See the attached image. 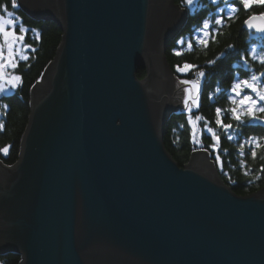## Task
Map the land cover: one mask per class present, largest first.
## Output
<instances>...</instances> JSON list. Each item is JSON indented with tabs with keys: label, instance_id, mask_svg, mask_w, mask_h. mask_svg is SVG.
<instances>
[{
	"label": "water",
	"instance_id": "95a60500",
	"mask_svg": "<svg viewBox=\"0 0 264 264\" xmlns=\"http://www.w3.org/2000/svg\"><path fill=\"white\" fill-rule=\"evenodd\" d=\"M17 3L62 34L31 85L18 159L0 160V255L18 264H264V186L237 194L208 150L180 166L163 143L165 119L191 88L163 54L186 9L172 0Z\"/></svg>",
	"mask_w": 264,
	"mask_h": 264
},
{
	"label": "trees",
	"instance_id": "16d2710c",
	"mask_svg": "<svg viewBox=\"0 0 264 264\" xmlns=\"http://www.w3.org/2000/svg\"><path fill=\"white\" fill-rule=\"evenodd\" d=\"M179 2L182 3V0ZM0 4L8 6V10L14 13L13 19L17 16L21 18L20 21H17V32L21 23L29 29L23 44L29 45L30 48L25 50L23 47L22 49L24 55H28L29 59L24 61L18 58L19 66L14 69L16 75L21 76V81L17 82V87L12 92L0 96V160L4 164L11 165L18 158L21 138L28 122L30 86L40 78L44 67L53 58L60 42L61 30L53 21H36L18 7L12 9L11 0H0ZM232 4H235L237 10L229 15L225 0H216L215 3L213 0H197L196 5L193 6V11L189 13L184 29L186 31L192 29L190 32L200 31L202 34L199 33L200 35L197 37L207 40V45L200 44L196 37H189V42L193 45L191 49L183 46L184 43L177 46L175 40H172L167 48L166 57L179 80L193 78L202 80L198 107L192 112H196L201 117V123H206L219 137L220 146L217 152L221 161L224 162L223 167L229 171L230 179L228 180L234 181V183L228 182L221 175L222 180L235 193L247 195L264 186V171H262L264 149L258 148L255 158L246 152L248 154L246 168L238 167L236 165L239 153L238 145L236 142L227 139L229 132L226 134L222 128L216 125V109H222L221 119L223 123L237 125L236 121L231 119L230 110L234 105L229 97L233 95L229 90L231 85L228 86L227 81L234 79L236 67L232 68V65L239 62V51L249 46L246 41L248 34L243 28L242 22L249 15L264 13V4H253L248 10L243 8L239 0H228V5L231 6ZM185 7L187 8V6ZM221 9H224L223 12ZM0 12L3 13L2 10ZM218 17L223 19V23L220 25L215 24V19ZM205 20L210 24V28L207 30L208 35H204L202 32V24ZM31 29H35L36 32H32ZM37 34L39 39H37ZM229 45L232 47L229 48ZM177 51L181 55H176ZM244 54L247 58L251 57L247 53ZM233 60L234 62H232ZM209 61H215V63L209 64ZM185 63L195 67L185 73L177 72L176 66L182 67ZM200 70L206 73L203 78L198 75ZM238 70L241 74L247 75V72L242 71V69ZM144 73V69L137 70L139 78L143 77ZM4 104L8 105L7 109L3 107ZM185 112H175L173 118L166 125L163 137L166 150L179 165H183L188 160L191 151L196 148L204 149L208 141L212 142V137L210 140L205 129L202 132L195 131V140L193 139L192 128L189 127ZM243 129L249 132H261V127L257 125H245ZM19 259L18 255L8 253L0 256V264H18Z\"/></svg>",
	"mask_w": 264,
	"mask_h": 264
},
{
	"label": "snow or ice",
	"instance_id": "6c2138e0",
	"mask_svg": "<svg viewBox=\"0 0 264 264\" xmlns=\"http://www.w3.org/2000/svg\"><path fill=\"white\" fill-rule=\"evenodd\" d=\"M216 0H213V3H215ZM182 3L186 5L189 9L193 8L194 5H196L197 0H182ZM239 3L243 5V8L245 10H248L253 4H264V0H239ZM225 4L228 7L229 15L231 13L235 12L236 6L235 4H232L231 6L228 5V0H225ZM11 7L12 9H16L19 7L17 0H11ZM0 10L3 11L4 14L0 15V38H2L3 43L0 44V94H4L8 91L9 87L11 89H16L17 82L21 81V76L19 75H11L10 77L6 78L5 69L12 68L16 69L18 68L19 64L15 59V56L17 53L14 52V45H16L18 42L23 44L25 37L29 31L26 27L23 26V24H19V31L17 32V21H20V17H15L13 19L14 13L12 11L8 10V6L6 4H0ZM224 9H221V12H223ZM261 20L264 21V13L260 14H254L248 19L244 21V24L249 28L255 30L257 32H264V25L260 24H253V21L255 20ZM223 23L222 18H216L215 24L220 25ZM210 28V24L207 20L203 22V32L204 35H208L207 30ZM32 32H36L35 29H31ZM37 39H39V35L37 34ZM197 41L200 44L207 45L208 41L205 39H202L201 37H196ZM178 43H183V41H178ZM4 46H7L8 54L5 55L4 53ZM25 50H28L30 48L29 45L24 44L23 45ZM188 47L191 49L193 47L192 43L189 42ZM229 48L232 47V45L228 46ZM34 51V49H32ZM264 52V50H261ZM250 54L252 56V59L256 60L259 59V62L261 64H264V55H257V49L253 47L250 51ZM176 55H181L179 51L176 52ZM20 59L27 61L29 59L28 55H20ZM219 59V58H218ZM241 59H244V57H241ZM209 64L215 63V61H209ZM247 63V60L245 59V64ZM194 65H190L188 63H185L182 67L180 65L176 66V71L185 73L192 68H194ZM200 78H203L206 73L203 70H200L198 73ZM264 76V73H261V76H257L255 74L251 75L249 79H243L238 80L232 83L231 85V93L233 96L229 97L231 100V103L234 105V107L231 108V119L236 121L238 124H243L245 122V118L251 121H258L261 125H264V115H260L261 113H264V86H262L261 77ZM181 84L184 85H191V88L186 87L184 89V92L186 93L184 97V107L188 110L189 113L192 111V107L189 104V101L192 102V105L197 104V97L199 94V84L200 80H181ZM245 89H248V93H245L244 95H241ZM254 94V95H253ZM235 97H240V99H235ZM211 98V97H209ZM3 107L7 109L8 105L4 104ZM222 115V109L217 108L216 109V125L219 128H222L225 132H228L229 129H231L233 126L232 124H225L223 123V120L221 119ZM196 121H200L201 117L196 116ZM189 123L192 124L191 116L189 117ZM195 128V125H193V129ZM208 133H211L213 144L209 145V147H212L214 150L216 148V142L219 140V137L216 135V132L211 128H206ZM193 139L195 140V131L193 130ZM234 137L229 134L227 136L228 140H232ZM250 146L255 143L256 147H260V145L253 140V138L249 137L246 141ZM241 148H243V145H241ZM6 151V149H5ZM251 155L253 158L257 156V152L255 151V148H252ZM217 163H221L219 153L216 155ZM262 171H264V166H262Z\"/></svg>",
	"mask_w": 264,
	"mask_h": 264
},
{
	"label": "rangeland",
	"instance_id": "374dc122",
	"mask_svg": "<svg viewBox=\"0 0 264 264\" xmlns=\"http://www.w3.org/2000/svg\"><path fill=\"white\" fill-rule=\"evenodd\" d=\"M186 5H184L183 6V4H182V7L183 8H185V9H187V11H189V13L190 12H192L193 11V8H191V9H189L188 7L186 8L185 7ZM3 13H1L0 12V15H2ZM248 18V17H247ZM246 18V19H247ZM245 19V20H246ZM185 20H187L186 18H185ZM184 20V21H185ZM244 20V21H245ZM244 21L242 22V26H243V28H245L246 29V31H248L251 35H255V33H258L257 35H256V38L258 39L257 41H252L251 42V44H250V46H252V47H255L256 49H257V55L259 56V55H264V52H262L261 50H264V35H261L262 34V32H257L255 29H249L245 24H244ZM187 22V21H186ZM185 26H186V23L184 22V26H183V28H182V30L185 28ZM60 29V28H59ZM61 30V29H60ZM186 31V30H185ZM185 31H183V32H185ZM183 32H180L177 36H175L172 40H175L177 43H175L177 46H179V45H181V44H179L178 43V41H180V39L179 40H177V38L183 33ZM203 32V31H202ZM204 33V32H203ZM61 34H62V30H61ZM60 40H61V37H60ZM171 40V41H172ZM3 43V41H2V38H0V44H2ZM60 43V42H59ZM23 45L24 44H21V43H17L16 45H14V52L15 53H17L16 54V56H15V59H16V61L18 60V58H20V55H24V52H23ZM59 45V44H58ZM170 45V44H169ZM58 47V46H57ZM57 47H56V49H57ZM167 48L168 47H166L164 50H163V54H164V58L166 59V62L168 63V66H169V68H170V64H169V61H168V59H167V57H166V51H167ZM56 51V50H55ZM240 53H239V58H238V63L237 64H234V65H232V68H234V66L236 67V71L234 70V75H233V78L234 79H232V80H230V81H227V84L229 83V85L228 86H230V85H232V83H234L235 81H238V80H243V79H245V77H248L247 79H249L250 78V76H251V74H250V67H255V68H258V69H260L261 67H262V69H263V73H264V64H261L260 62H259V59H256V60H254V59H252V57H250V58H247L246 56H245V54H244V50H240L239 51ZM4 53H5V55H7L8 54V49H7V46H4ZM54 55H55V53H54ZM54 57V56H53ZM237 57V55L235 56V58ZM241 57H244V59H241ZM53 59V58H52ZM51 59V60H52ZM245 59L247 60V63L245 64ZM50 60V61H51ZM258 60V61H257ZM49 61V62H50ZM48 62V63H49ZM232 62H234V60L232 61ZM229 68H231V67H229ZM238 69H242V71H245V72H247V75H243V74H241V72L238 70ZM255 70H257V69H255ZM254 70V71H255ZM5 73H6V78H8V77H10L11 75H16V73H15V71H14V69H12V68H7V69H5ZM223 73V75H224V72H222ZM255 73H256V71H255ZM256 75V74H255ZM235 76V77H234ZM257 76H259L258 74H257ZM238 77H240V78H238ZM237 79V80H236ZM189 80H198V78L197 79H189ZM200 80V84H199V89H200V85H201V82H202V80L201 79H199ZM221 84V83H220ZM262 86H264V83H262ZM30 88H31V86H30ZM231 89V88H230ZM14 89H11L10 87H9V89H8V91L6 92V93H4V94H8V93H10V92H12ZM246 90V89H245ZM231 93V92H230ZM232 94V93H231ZM245 93H242L241 95H244ZM2 94H0V96H1ZM233 95V94H232ZM199 97H200V92H199V94H198V97H197V104H198V101H199ZM30 99H31V94H30V90H29V102H28V106H29V113H30ZM235 99H237V98H235ZM238 99H240L239 97H238ZM261 103H264V102H261ZM190 106L192 107V111H195L196 110V108L198 107V106H196V105H192V103L190 104ZM182 109H184L186 112V116H187V121H188V123H189V117L191 116V119H192V124H190L189 123V127L190 128H192V133H193V130L194 131H196V132H202V130L203 129H205L206 130V128L208 127V125L205 123H201V120L200 121H196L195 120V117L196 116H198L197 114H196V112H192L191 111V113H189L188 112V110L186 109V108H181V109H179L178 111L179 112H184ZM177 111V112H178ZM196 115H194V114ZM193 125H195V128L193 129ZM198 130V131H197ZM164 132H165V130H164ZM216 150V149H215ZM209 152V151H208ZM18 156H19V153H18ZM189 158H190V156H189ZM189 158H188V160H189ZM18 159V158H17ZM174 159V158H173ZM188 160L185 162V163H187L188 162ZM184 163V164H185ZM183 164V165H184ZM183 165H180V166H183ZM6 254H8V253H5V254H2V255H0V256H4V255H6ZM11 254H13V253H11Z\"/></svg>",
	"mask_w": 264,
	"mask_h": 264
},
{
	"label": "flooded vegetation",
	"instance_id": "af4514ba",
	"mask_svg": "<svg viewBox=\"0 0 264 264\" xmlns=\"http://www.w3.org/2000/svg\"><path fill=\"white\" fill-rule=\"evenodd\" d=\"M188 31H185L183 33H186ZM182 33V35H183ZM247 34H248V37L246 38V41H247V47H245V52L244 53H247L251 56L250 54V51L251 49L253 48L252 46H250L251 42L252 41H257L258 39L256 38V35L258 33H255V35H251L248 31H247ZM261 35H264V32H262ZM181 36V35H180ZM175 43H177L175 41ZM249 56V57H250ZM252 57V56H251ZM257 69V70H255ZM256 73H255V71ZM261 73H263V69L262 67L260 69L258 68H255V67H250V74L253 75V74H258L259 76H261ZM249 77V76H248ZM248 77H245V79H247ZM240 78V77H238ZM242 80V79H241ZM261 82L264 83V76L261 77ZM248 89L244 90L243 93H248ZM254 95V94H253ZM237 98L238 100V97H235ZM240 98V97H239ZM260 115H264V113H261ZM237 123V122H236ZM239 125V127H238ZM245 125H251V126H255L257 125L258 127H261V132H249L247 131L246 129H243V127ZM233 127L231 129L228 130L229 134H231L234 138L232 139V141L236 142L238 147H237V150H238V155H237V161H236V165H238V167H240L241 169H243L244 167L246 168V165H247V155L246 152L250 153L251 155V151H252V148H255V151H257L258 148H263L264 149V126H261L260 123L258 121H251V120H248L247 118H245V122L243 124H238L237 125H232ZM225 132V131H224ZM228 132H225L226 134ZM251 137L253 138L254 141H256L260 147H256L255 146V143H253L251 146L246 143V141L248 140V138ZM209 138L211 140V136L209 135ZM212 142H209L208 141V144L206 145V147H204V149L208 150L209 151V154L210 156L212 157L214 163H215V166L217 167L218 169V173L220 175H222L223 177L226 178V180L228 182H230L228 179H230L229 177V171L223 167V161H221V157H220V161L221 163H217V160H216V155H217V149H219V146H220V141L218 140L216 142V150H214L212 147H209V145L213 144V140H211ZM241 145H243V148H241ZM220 156V155H219ZM230 183H234V181L230 182Z\"/></svg>",
	"mask_w": 264,
	"mask_h": 264
},
{
	"label": "bare ground",
	"instance_id": "6f19581e",
	"mask_svg": "<svg viewBox=\"0 0 264 264\" xmlns=\"http://www.w3.org/2000/svg\"><path fill=\"white\" fill-rule=\"evenodd\" d=\"M179 1V0H178ZM178 1H176V0H172V3H176L177 5H178V7H181V8H183L182 7V3L181 2H179L178 3ZM186 11H187V9H186ZM188 17H189V11H187V14H186V19H188ZM186 21L187 20H185L184 22L186 23ZM184 22H183V25H184ZM186 29H181V31L180 32H183V31H185ZM190 31H192V29L190 30ZM170 46V45H169ZM168 46V47H169ZM170 70H171V72L174 74V72L172 71V68H171V66H170ZM175 75V74H174ZM177 77V76H176ZM178 110H176V111H173V112H171L170 111V113H169V115L167 116V118L165 119V121H164V124H163V130H162V138L164 137V130H165V128H166V125L168 124V122L171 120V118H173V115L175 114V112H177ZM218 175L220 176V178H221V175L218 173ZM222 179V178H221ZM224 181V180H223ZM227 184V183H226ZM228 185V184H227Z\"/></svg>",
	"mask_w": 264,
	"mask_h": 264
}]
</instances>
